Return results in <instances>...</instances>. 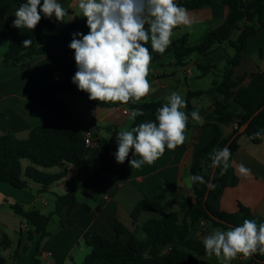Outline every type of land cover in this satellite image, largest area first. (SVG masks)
Returning <instances> with one entry per match:
<instances>
[{"label": "crops", "instance_id": "crops-1", "mask_svg": "<svg viewBox=\"0 0 264 264\" xmlns=\"http://www.w3.org/2000/svg\"><path fill=\"white\" fill-rule=\"evenodd\" d=\"M58 3L69 12V16L65 17L69 20L64 30L66 31L71 20L82 17V12L77 6L78 0H58ZM187 11L191 19L190 25L173 29L171 39L187 36L190 46L200 44L228 15V7L221 1ZM262 21L264 23V13ZM22 31V28H13L8 35H19ZM147 46L151 48L150 41ZM8 47V36L0 37V136L13 134L18 139H26L31 130L41 125L48 117L47 108L29 102L28 92L43 84L60 81L63 69L75 61L74 50L65 47L18 66H6L3 64V56ZM232 53V49L222 46L205 57L194 55L183 68L175 67L173 54H167L162 60L150 63L148 80L151 91L141 100L166 101L165 98L173 92L185 98L188 90L209 89L215 74L211 72L201 75L198 65L217 64L221 69L228 55ZM257 71L264 72V27L249 38L241 64L234 70L233 77H242ZM85 100L88 101L86 98ZM85 100L74 101L76 114H72L66 104L65 106L78 123L97 132L99 137L117 138L118 132L128 127L131 111L127 106L100 108L89 102L87 105ZM192 104L202 117V122H196L198 127L185 133L184 147L164 152L153 164L145 163L140 168L130 167L125 162L117 168L112 164L110 172L103 175L95 190L78 188L74 201L61 204L58 213L52 216L47 234L42 239L36 236L33 241L26 242L31 228L27 221L12 209V205H20L25 210H39L43 214L54 213L57 197L65 196L85 179L100 171V160L97 163L85 161L84 168L67 164L63 167L44 169L53 174L62 171L65 173L63 179L47 190L32 180H28L25 189L0 182V255L7 258L8 264H82L91 251L84 242L87 232L115 239L116 226L120 223L127 228V232L121 237L128 240L136 226H142L148 220L159 217L154 211L145 208L137 220L133 219L132 212L140 201L147 198L153 202L166 203L192 195L189 177L195 153L213 138L215 131L209 124L217 121L215 106L209 97H197L192 100ZM124 110L130 113L125 114ZM87 111L89 118H79V115H85ZM235 127L236 124L224 126L225 136H229ZM238 143L239 149L229 160L235 182L223 188L215 207L227 213H236L239 206L243 205L250 209V219L255 220L259 226L264 223V129L261 143H253L247 135H242ZM135 158L141 159L138 155ZM22 163L24 167L29 164L24 161ZM240 164L251 169L249 176H242L237 171ZM230 169L222 168V179L230 176ZM216 229L221 227L207 226L196 235L204 240ZM25 244L28 245L27 251L15 256V252L20 251ZM248 259L241 254L232 261H226L223 256H202L204 264H248ZM94 264L111 263L107 260H97Z\"/></svg>", "mask_w": 264, "mask_h": 264}, {"label": "trees", "instance_id": "trees-1", "mask_svg": "<svg viewBox=\"0 0 264 264\" xmlns=\"http://www.w3.org/2000/svg\"><path fill=\"white\" fill-rule=\"evenodd\" d=\"M214 1H221L228 7V15L224 22L211 30L205 39L196 46L188 44V37L182 36L171 39L172 42L164 53L151 51L152 62L162 60L167 54H173L174 66L185 67L194 55L208 56L222 46L232 49L224 66L220 69L217 64L198 65L201 75L214 72L212 85L207 90H188L185 101L186 107L181 109L186 114L197 112L192 100L197 97L207 96L215 106L217 121L209 124L215 134L213 138L202 148L197 150L190 176L201 175L206 181H210L212 169L210 153L213 148H223L226 145L231 149V157L239 149V138L247 135L249 139L259 144L263 140L264 129V72L257 71L242 77H233L234 70L241 64L243 51L249 38L256 34L264 23V0H176L177 4L187 10L201 8ZM26 0H0V37L9 40L8 50L3 56V64L6 66H18L37 57L47 56L53 52L68 47L72 40V33L82 32L87 34L86 18L75 17L66 31L54 34L59 23L46 20L41 14V21L34 30L22 28L19 35L9 36L8 33L14 27L15 12ZM43 0H41L42 4ZM43 30L47 31L48 38L40 44ZM31 39L32 43L24 47L22 41ZM77 71L75 61L65 67L58 82L43 84L38 89L28 92V100L32 105L48 109L47 119L39 126L33 128L26 139H18L13 134L0 136V182L9 183L18 189L27 188L28 180H32L47 190L51 185L60 181L65 173H49L44 169L63 167L72 164L79 168L85 167V161L98 159L101 169L92 177L85 179L78 187L70 190L65 196L56 199V209L52 214H43L39 210H25L20 205H12V209L23 217L31 231L26 237L29 243L39 236H46L47 228L52 216L59 211L61 204H66L76 199L78 188L95 190L104 174L110 172L112 162L108 159L112 151L117 148V138L99 137L93 131L94 143L85 145V134L88 130L78 123L58 95L84 97L96 107L107 108L115 106H127L130 111L140 109L143 116H138L131 121V128L145 121H155L157 109L165 100L147 102L129 101L127 104H113L102 101L89 100V94L78 90L72 83V77ZM248 80V82H247ZM262 109L249 123L244 133H239L240 128L248 122L258 110ZM197 121L189 116L187 131L198 127ZM236 124L232 133L225 136L224 126ZM184 133V134H185ZM259 133V136L255 134ZM186 141L176 149L184 147ZM134 152V150H130ZM29 164L24 167L23 161ZM229 163V161H228ZM223 163L217 167L213 184L214 190H209V198L204 203L208 187L199 182L192 183V195H185L178 200L166 203L153 202L150 199L140 201L132 212L133 219L137 220L141 211L148 208L159 215L158 218L148 220L142 226H136L128 240H123L122 235L127 228L117 223L115 239H109L95 232H87L84 235L85 244L91 251L82 264H94L97 260H107L111 264H204L202 256L209 255L204 248L203 240L196 235L207 226L229 229L251 218L249 208L240 205L236 213H227L215 207V202L221 195L223 188L233 185L235 178L230 169L227 179L221 178ZM223 222H226L223 223ZM61 223H64L61 221ZM28 245L15 252V256L25 253ZM242 255V254H241ZM248 264H264V254L259 250L248 256ZM0 264H8L7 258L0 255Z\"/></svg>", "mask_w": 264, "mask_h": 264}, {"label": "clouds", "instance_id": "clouds-1", "mask_svg": "<svg viewBox=\"0 0 264 264\" xmlns=\"http://www.w3.org/2000/svg\"><path fill=\"white\" fill-rule=\"evenodd\" d=\"M82 17L86 18L89 32L72 33L68 47L74 50L77 66L71 78L78 90L89 94L92 101L113 104H127L140 101L151 91L148 80L152 55L151 51L164 53L172 40L173 29L190 25L191 19L186 8L176 0H78ZM55 17L57 23H66L69 12L58 0H26L15 12L12 26L17 29L34 30L41 21ZM72 21V20H71ZM31 39L22 41L24 47ZM166 103L157 109L155 121H145L131 130L118 132L116 162L123 164L134 150L130 167L140 168L142 164H153L167 149H176L185 142V130L189 116L202 122L198 112L186 114L185 99L173 92ZM140 109L131 111L129 118L143 116ZM259 136V133L255 134ZM141 159H136V156ZM210 167L215 169L223 163L229 167L231 149L213 148L209 154ZM237 171L249 176L251 169L240 164ZM192 183L205 184L209 190L216 185L197 174L189 177ZM205 251L226 261L234 260L238 254L251 256L258 250L264 254V223L245 219L242 224L227 230L216 229L203 240Z\"/></svg>", "mask_w": 264, "mask_h": 264}, {"label": "rangeland", "instance_id": "rangeland-1", "mask_svg": "<svg viewBox=\"0 0 264 264\" xmlns=\"http://www.w3.org/2000/svg\"><path fill=\"white\" fill-rule=\"evenodd\" d=\"M66 26H67V22H66V23H60V24L58 25V27L56 28L54 34L62 33V32L65 30ZM47 38H48L47 31H46V30H43V32H42V39H41L40 44L45 43L46 40H47ZM155 62H156V61H155ZM151 63H154V62L151 61ZM58 97H59V99L61 100V102H63L64 104L67 105V107L69 108V110H70V112H71L72 114H76V109L73 108V107H74V106H73L74 101H75L76 99H82V100H85L84 97L69 96V95H58ZM85 101H86V100H85ZM84 103H86L87 105H89V104H88V101H86V102H84ZM82 108L85 109V107H82ZM76 116H77V115H76ZM89 117H90V116H89V114H88V111H87V113H86L85 115H79V118H82V120H86V119L89 118ZM131 121H132V120H130V121L128 122V127L126 126V127L123 129V131H124L125 129H126V130H131ZM116 152H117V148H115V149L112 151V153L109 155V157H108V159L112 162L114 168H117V167L119 166V163L116 162V158H115V155H114V153H116ZM89 161H94V163H97L98 159L95 158V159L87 160V162H89ZM95 161H96V162H95ZM24 162L26 163V162H28V161H27V160H24ZM220 230H224V229L221 228ZM225 230H227V229H225Z\"/></svg>", "mask_w": 264, "mask_h": 264}, {"label": "water", "instance_id": "water-1", "mask_svg": "<svg viewBox=\"0 0 264 264\" xmlns=\"http://www.w3.org/2000/svg\"><path fill=\"white\" fill-rule=\"evenodd\" d=\"M261 110H262V109L258 110L253 116L250 117V119L248 120V122L245 123V124L240 128L239 133H244V132L246 131L247 127L249 126V123L251 122V120H252V119H253V118H254V117H255V116H256ZM225 147H228V145H226ZM132 158H134V157H133V153H132V152H129V157L126 158L125 163H126V164H129V159H132ZM216 170H217V167H216L215 169H212V173H211V177H210V182H211V183H213V181H214ZM208 198H209V189H208L207 194H206V196H205V198H204V203L207 202ZM223 223L226 224V222H223Z\"/></svg>", "mask_w": 264, "mask_h": 264}, {"label": "built area", "instance_id": "built-area-1", "mask_svg": "<svg viewBox=\"0 0 264 264\" xmlns=\"http://www.w3.org/2000/svg\"><path fill=\"white\" fill-rule=\"evenodd\" d=\"M125 114H129L130 112L128 110H124ZM92 134L93 131L92 130H88L85 134V145L86 146H90L94 143V140L92 139Z\"/></svg>", "mask_w": 264, "mask_h": 264}]
</instances>
